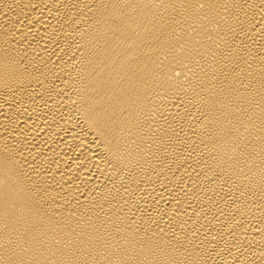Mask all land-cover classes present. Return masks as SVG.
I'll return each mask as SVG.
<instances>
[{
  "label": "bare ground",
  "instance_id": "obj_1",
  "mask_svg": "<svg viewBox=\"0 0 264 264\" xmlns=\"http://www.w3.org/2000/svg\"><path fill=\"white\" fill-rule=\"evenodd\" d=\"M0 264H264V0H0Z\"/></svg>",
  "mask_w": 264,
  "mask_h": 264
}]
</instances>
